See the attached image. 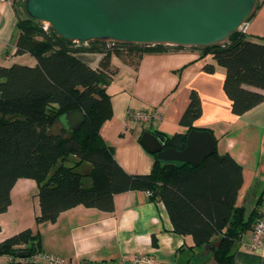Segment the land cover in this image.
<instances>
[{"label": "trees", "instance_id": "obj_1", "mask_svg": "<svg viewBox=\"0 0 264 264\" xmlns=\"http://www.w3.org/2000/svg\"><path fill=\"white\" fill-rule=\"evenodd\" d=\"M24 1L13 0L19 30L15 53L31 54L36 64L0 65V213L10 206L11 189L19 178L36 184V224L53 223L62 211L76 205L111 211L114 194L147 190L163 202L176 233L190 235L197 247L219 240L210 249L212 257L219 264H232L235 243L259 216L256 207L246 217L244 207L236 205L243 180L241 166L228 153L214 151L197 166L155 156L149 173L129 174L115 160L99 128L112 115L106 91L115 73L111 54L135 66L149 52L196 48L210 54L214 63L203 69L212 73L215 65L224 68L223 90L231 111L241 115L264 101V42L248 39L242 30L208 47L72 42L29 17ZM263 2L258 0L256 9ZM77 52L103 53L99 67L88 66L76 57ZM73 109L84 113L80 129L57 128L60 117ZM200 114L199 96L192 91L180 123L189 131ZM187 134L165 136V147L183 149ZM40 250L39 234L31 228L0 241V256H10L9 264H33L17 257Z\"/></svg>", "mask_w": 264, "mask_h": 264}, {"label": "crops", "instance_id": "obj_2", "mask_svg": "<svg viewBox=\"0 0 264 264\" xmlns=\"http://www.w3.org/2000/svg\"><path fill=\"white\" fill-rule=\"evenodd\" d=\"M246 37L264 42V2L243 27ZM19 35L17 15L12 3L0 1V65L34 66L29 53L17 55ZM76 57L93 69L99 67L100 52H77ZM115 73L106 85L112 115L99 128L106 145L112 148L118 164L129 174L151 171L155 153L140 142L145 131L163 136L189 132L180 123L192 91L201 102V114L193 128L211 132L215 151L228 153L242 168V184L236 205L249 216L256 207L264 208V101L241 115L231 111L230 100L223 90L225 70L203 67L214 63L210 54L196 48H178L149 52L138 58L137 66L111 54ZM146 110L147 122L131 127L128 112ZM191 129V130H192ZM171 162V161H165ZM178 163V162H174ZM37 187L29 178H19L11 189V204L0 213V241L25 228L38 232L41 250L56 255L64 264L90 260L98 264H219L210 250L197 247L190 235L173 230L167 210L159 197L147 190H129L113 195V209L103 211L76 205L62 211L53 223L36 224L39 212ZM259 200V202H258ZM252 229L235 243L232 264H264V244L251 250ZM141 255L150 261H135ZM2 258V259H1ZM10 256H0V264H9ZM40 264H46L41 261Z\"/></svg>", "mask_w": 264, "mask_h": 264}, {"label": "water", "instance_id": "obj_3", "mask_svg": "<svg viewBox=\"0 0 264 264\" xmlns=\"http://www.w3.org/2000/svg\"><path fill=\"white\" fill-rule=\"evenodd\" d=\"M24 4L29 17L72 42L208 47L241 31L254 15L258 0H25ZM84 119L81 109H73L59 122L77 132ZM140 142L159 160L193 166L215 151V139L207 130H190L181 150L165 147L166 137L149 131ZM219 243L206 244L205 251Z\"/></svg>", "mask_w": 264, "mask_h": 264}, {"label": "built area", "instance_id": "obj_4", "mask_svg": "<svg viewBox=\"0 0 264 264\" xmlns=\"http://www.w3.org/2000/svg\"><path fill=\"white\" fill-rule=\"evenodd\" d=\"M5 3H12L13 0H0ZM44 24V28L47 29L48 25ZM243 31V29H242ZM128 121L131 127H136L141 122H147L151 118V114L146 110H136L128 112ZM264 244V208L259 216L256 218L252 225V233L249 242V248L251 250L258 249ZM17 260L22 263H33L40 264L41 261H45L46 264H64V260L56 255H51L44 253L42 251H37L33 254H29L23 257H17ZM135 261H150L149 258L137 255ZM78 264H98L90 260H82ZM118 264H133L128 260H121Z\"/></svg>", "mask_w": 264, "mask_h": 264}, {"label": "rangeland", "instance_id": "obj_5", "mask_svg": "<svg viewBox=\"0 0 264 264\" xmlns=\"http://www.w3.org/2000/svg\"><path fill=\"white\" fill-rule=\"evenodd\" d=\"M59 126H61L60 122L57 123V128H59ZM2 259V258H1Z\"/></svg>", "mask_w": 264, "mask_h": 264}]
</instances>
